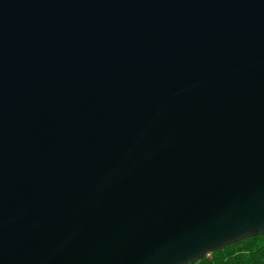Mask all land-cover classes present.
I'll return each mask as SVG.
<instances>
[{
    "label": "water",
    "instance_id": "95a60500",
    "mask_svg": "<svg viewBox=\"0 0 264 264\" xmlns=\"http://www.w3.org/2000/svg\"><path fill=\"white\" fill-rule=\"evenodd\" d=\"M263 233L264 0H0V264Z\"/></svg>",
    "mask_w": 264,
    "mask_h": 264
},
{
    "label": "trees",
    "instance_id": "16d2710c",
    "mask_svg": "<svg viewBox=\"0 0 264 264\" xmlns=\"http://www.w3.org/2000/svg\"><path fill=\"white\" fill-rule=\"evenodd\" d=\"M191 264H264V233L227 246Z\"/></svg>",
    "mask_w": 264,
    "mask_h": 264
}]
</instances>
